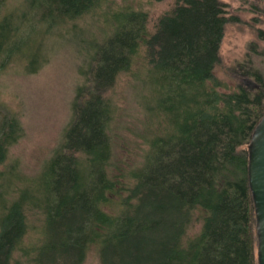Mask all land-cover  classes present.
<instances>
[{
	"label": "trees",
	"instance_id": "1",
	"mask_svg": "<svg viewBox=\"0 0 264 264\" xmlns=\"http://www.w3.org/2000/svg\"><path fill=\"white\" fill-rule=\"evenodd\" d=\"M109 1L29 0L31 11L19 14L0 0V58L29 47L38 23L58 25ZM226 7L176 0L153 32L146 11L110 13L91 58V85L77 87L62 143L29 185L10 184L15 168L0 170V264H14L16 253L32 264H83L93 246L101 264H259L248 145L264 115V74L249 59L237 70L244 83L219 90L214 71L225 25L239 19ZM29 21L30 31L22 28ZM137 56L148 72L152 124L141 164L118 176L111 172L114 111L104 93ZM23 134L18 115L0 109V165ZM36 212L34 242L29 214Z\"/></svg>",
	"mask_w": 264,
	"mask_h": 264
},
{
	"label": "rangeland",
	"instance_id": "2",
	"mask_svg": "<svg viewBox=\"0 0 264 264\" xmlns=\"http://www.w3.org/2000/svg\"><path fill=\"white\" fill-rule=\"evenodd\" d=\"M221 1L227 4L228 17L239 18L229 19L225 25L220 61L214 71L222 82L219 90L230 92L244 83L237 70L242 71L239 66L249 59L264 74V2ZM175 3L176 0H110L102 8L58 25L47 28L45 23H38L39 37H30L29 47L25 45L15 51L7 61L0 58V109L15 112L24 127L23 136L10 147L7 160L0 165V170L6 173L15 168L17 178L12 177L10 184L29 185L62 143L72 119L77 87L91 85V58L96 43L110 30V13L125 7L146 11L148 30L153 32L158 18L171 11ZM30 6L29 0L5 2L6 11L14 9L19 14L30 12ZM14 20L15 26L21 21ZM32 22L23 23L22 28L30 31ZM31 54L37 57L34 62L37 69L30 67ZM144 64L142 57L137 56L131 70L121 72L104 93L114 111L110 130L114 142L111 172L118 176L139 166L148 148L152 121L144 106L148 73ZM107 209L116 210L113 206ZM29 222V235L35 242L41 228L39 214H29ZM199 229L200 224L196 223L189 232ZM25 241L29 242L28 237ZM15 259L14 264H32L26 254L16 253ZM83 264H101L97 246L90 249Z\"/></svg>",
	"mask_w": 264,
	"mask_h": 264
},
{
	"label": "water",
	"instance_id": "3",
	"mask_svg": "<svg viewBox=\"0 0 264 264\" xmlns=\"http://www.w3.org/2000/svg\"><path fill=\"white\" fill-rule=\"evenodd\" d=\"M249 185L255 207L258 263L264 264V115L254 128L248 145Z\"/></svg>",
	"mask_w": 264,
	"mask_h": 264
}]
</instances>
